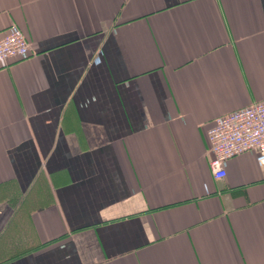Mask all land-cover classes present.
<instances>
[{
    "label": "crops",
    "instance_id": "obj_1",
    "mask_svg": "<svg viewBox=\"0 0 264 264\" xmlns=\"http://www.w3.org/2000/svg\"><path fill=\"white\" fill-rule=\"evenodd\" d=\"M0 264H264L256 150L207 132L264 100V0H0Z\"/></svg>",
    "mask_w": 264,
    "mask_h": 264
},
{
    "label": "built area",
    "instance_id": "obj_2",
    "mask_svg": "<svg viewBox=\"0 0 264 264\" xmlns=\"http://www.w3.org/2000/svg\"><path fill=\"white\" fill-rule=\"evenodd\" d=\"M22 31L10 26L0 36V68L31 56ZM209 169L215 180L225 177L226 162L245 152L256 150V162L264 167V100L217 117L207 132Z\"/></svg>",
    "mask_w": 264,
    "mask_h": 264
}]
</instances>
